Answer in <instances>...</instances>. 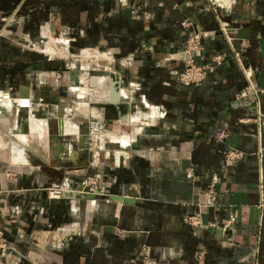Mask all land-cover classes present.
Masks as SVG:
<instances>
[{
    "label": "crops",
    "instance_id": "0c3cea01",
    "mask_svg": "<svg viewBox=\"0 0 264 264\" xmlns=\"http://www.w3.org/2000/svg\"><path fill=\"white\" fill-rule=\"evenodd\" d=\"M205 7V0H0V28L1 17L14 14L6 29L16 36L39 42L47 27L66 32L73 51H110L116 60L102 83L90 82L83 111L67 115L78 135L63 136L54 154L42 150L49 161L34 148L0 150V264H264V0H235L228 12ZM219 20L237 27L231 44ZM191 31L210 33L197 55L212 68L197 85L173 74ZM123 57L130 63L121 67ZM59 62L0 37V90L9 94L0 98V138L19 142L4 119L16 132L28 109L53 118L45 108L76 82ZM118 73L139 89L124 87L127 96L113 101ZM54 118L58 126L63 114ZM97 128L129 141L98 140ZM18 149L24 159L16 161ZM228 150L239 157L225 159ZM89 175L99 177L92 198L49 193L58 186L70 193Z\"/></svg>",
    "mask_w": 264,
    "mask_h": 264
},
{
    "label": "built area",
    "instance_id": "2783aa9c",
    "mask_svg": "<svg viewBox=\"0 0 264 264\" xmlns=\"http://www.w3.org/2000/svg\"><path fill=\"white\" fill-rule=\"evenodd\" d=\"M205 1H206L205 9H212L214 11H227V12L231 11L232 5L235 3V0H205ZM1 21L2 23H4V26L0 29V36L6 39H9V40L12 39L23 47L25 44H23L22 41L27 42L28 35L22 34L20 36H16L14 35V33H11V31L8 28L6 29V27L9 26L14 21V14L8 17L7 16L1 17ZM188 25H189L188 20H183L181 22V26L183 28L187 27ZM218 29L225 36L229 44H231L232 39H234V35L237 33V27H229L225 22L219 20ZM209 34L210 33L208 31H191L184 37V41L182 42V45L179 51L176 53L178 54V59L182 63V68H180L179 70L173 71V74L175 75L176 79L180 81L181 83L197 85L206 77L207 71L210 68H212L209 64H204V63L199 62L198 55H197L198 52H200L203 48L202 40L205 37H207ZM9 35L10 37H8ZM38 36H39L40 41L39 42L29 41L30 42L29 45L34 46L35 48L38 47L40 52H43V54H45L44 56H46V59L52 60L53 58L50 50L47 51V46L49 44H53L54 42L61 45L60 47L62 48V51H58V53H63L62 57L65 56L64 54L65 52H69L66 46L68 43V39H66V36H63V35L60 36L61 38L64 37L65 40L61 39L60 37L53 39L51 38L50 30L47 27H42L39 30ZM37 45H41L42 49L39 48V46ZM26 46H28V44ZM91 50L92 52H89L88 49H82L80 51L82 52L80 55H82L85 60H92L95 62L92 63L91 65L90 64H88L87 66L85 65L83 68H81L80 74L78 75V77H76L78 85H74V83H70L66 87L65 89L66 96L57 102V106H59L60 108L69 107L68 109H72V108L76 109L78 107L80 108L84 107L85 103L88 102V93L91 89L90 86L88 85L87 78L91 77L96 83H101L102 80L106 78L104 75L105 73L103 72L107 71L110 74V67L112 66L113 63L116 62L115 58L112 56V53L110 51L101 52L100 50L94 49V48ZM169 56L170 58H173V54H170ZM212 61H214L216 64H219L220 56L216 55L215 57L212 58ZM105 62L109 64L108 65L109 67L105 66L104 64ZM117 62L120 64L121 67L127 66L130 63V57H123L121 59H118ZM106 67L109 69H107ZM73 68L74 66L70 67L69 65L67 67V69L69 70ZM248 73H249L248 71L245 72L246 76ZM49 74H50V77L53 79V81L57 83L60 78V73L58 71H52ZM116 81H117L116 85L118 88V92L121 96H124V97L127 96L126 92H124V87H127L129 89V94L139 89V86L137 83L125 82V80L123 79L120 73H118V75L116 76ZM249 87L255 96L257 95V93H259V89L256 88L251 83H249ZM72 88L78 89L81 92L82 98L80 99L77 98L76 95L74 94L75 92L73 93ZM244 94L245 93L241 91L240 95H244ZM2 95H4L5 98L6 97L8 98L9 96L7 91L3 92L0 90V98H2ZM28 96L30 97L31 93H28ZM139 97L142 101L144 100V96L142 94H140ZM69 98L70 99L74 98V100L77 99L78 102L68 100ZM36 101L38 104H41L44 102L41 97H38ZM68 101L71 103V106H67ZM150 109H151V112L152 111L156 112L155 115L157 117L161 118L165 114L163 110H159L158 108L154 109L153 106H150ZM58 121H59L58 123L59 128H61L62 125L66 122L65 118L58 119ZM67 122H69V124H74V123H71L70 121H67ZM93 130L91 131V133L95 134V137H97L98 140L106 139L110 141L112 135L119 136V137L127 136L124 133L117 135L109 130H106L105 128H97L94 131ZM74 135H78V132H75ZM222 136L223 135H220L219 137H222ZM224 157L227 160L234 161L235 159L239 157V154L237 153V151L228 150L224 153ZM98 182H99V177L97 175H89L81 183H83L84 185H87L90 188V191H93L95 189L97 192H100L98 189V185H97ZM63 190H64V187L58 186L54 189H51L49 193L55 197H59V195L61 194V192H63ZM192 218L193 216L188 217V219L190 220H192ZM232 220H233V217H230L228 223H230ZM145 264H149V263L145 262Z\"/></svg>",
    "mask_w": 264,
    "mask_h": 264
},
{
    "label": "rangeland",
    "instance_id": "374dc122",
    "mask_svg": "<svg viewBox=\"0 0 264 264\" xmlns=\"http://www.w3.org/2000/svg\"><path fill=\"white\" fill-rule=\"evenodd\" d=\"M15 19V18H14ZM1 26V25H0ZM1 29V28H0ZM10 31H11V33H13V31L11 30V29H9ZM65 34H63V33H58V32H56V31H54V33H52L51 31H50V36H51V38H53V39H55V38H59L61 35H63V36H66V39H68V43H67V49H68V51L69 52H65L64 54H65V56L64 57H62V55H63V53H58V51H62V48L60 47L61 45L60 44H58V43H56V42H54L53 44H49L48 46H47V51L48 50H50V52L52 53V60H57V61H60L59 62V66H62V68H66L67 69V67H68V65L70 66V67H73L74 66V68L73 69H71L70 71H72L73 72V75H75V77H78V75L80 74V72H81V68H83L85 65L87 66L88 64H92V63H94L95 61H92V60H85L84 58H83V56L82 55H80L82 52H80L82 49H88V51L89 52H92V50L91 49H93V48H89V47H83V48H80V49H78V50H76V51H73L72 49H71V43H72V38L66 33V32H64ZM4 34H6V33H4ZM8 35V34H7ZM28 36H27V39H28V41L27 42H25V41H22V43L23 44H25L23 47L20 45V44H18V43H16L17 45H20V47H22L24 50H28V51H34V52H36V51H38L37 53H41V54H43V52H40V50L38 49V47L37 48H35L34 46H31V45H29V43L31 42V41H33V40H31V37L29 36V34H27ZM0 37H2V36H0ZM8 37H10V35L8 36ZM61 38V37H60ZM61 39H63V40H65V38L64 37H62ZM30 41V42H29ZM28 44V46H26ZM40 44H42V43H40ZM44 45V44H43ZM37 46H39V48H41L42 49V46L41 45H37ZM63 46V45H62ZM65 46V45H64ZM45 54H43V56H44ZM45 58H46V56H45ZM63 61V62H62ZM105 64V66H107V67H109L108 65V63L107 62H105L104 63ZM73 65V66H72ZM106 67V68H107ZM107 69H109V68H107ZM100 79H102V78H100ZM92 80H93V78H91V77H89V78H87V81H88V85L90 86V82H92ZM75 83H74V85H78L77 84V79H75ZM104 80H102V82H103ZM101 82V83H102ZM69 84H67L66 86H65V88L68 86ZM73 85V86H74ZM91 87V86H90ZM72 90H73V93L76 95V97L77 98H82V95H81V92L78 90V89H76V88H72ZM90 92V91H89ZM66 96V94H64V96L63 97H65ZM2 97H4V95H2ZM13 97V96H12ZM63 97H61L60 99H62ZM29 99H30V102H31V100L33 101V94L31 93V96L29 97ZM68 100H72V101H77L78 102V100L77 99H75L74 100V98L73 99H68ZM57 102L58 101H56L54 104H52V106L51 107H48V108H45L46 110H48V112L50 113V115H51V117H53V118H50L49 120L46 118V117H44V118H46L45 119V123L47 124H43L42 125V128H40L38 131L36 130V128L35 127H30V124L31 125H33V123L35 122H40V120L41 119H43V118H40V116L38 115V113L40 112V111H43V110H38V113H37V115H35L36 117H34L33 116V114H35V112L34 111H32V110H29L28 109V107H26L27 109H28V112H27V115L26 116H24V114H22L23 116H21L20 117V123H21V125H20V128H18L17 130H18V132L20 133V129H21V127H22V134H20L21 136H19V133H17V132H15L13 129H15V128H17V127H14L13 125H9V122L10 121H8L7 122V119L5 120L4 119V121H5V123L7 124L6 126H5V128H6V133H8V132H11L12 134H14V135H16L17 134V136L19 137V138H17L18 140H19V142L18 141H16V140H14V139H16V138H14V137H12V134L11 135H9V133H8V135L9 136H11L12 138H13V140H8V139H6V140H3L4 138L2 137V138H0V150H6V151H8L9 152V150L11 149V150H13V149H15V148H20L21 150H23L24 151V149H23V147L25 148V149H31V148H34V149H37L38 151H42V150H45V149H47V151H49V153L50 152H52V149H51V146H52V142L51 141H53V145L55 144H57L58 145V143H60L59 141H57L56 139H54V136L50 133V131L54 134L55 132H56V130H57V123L55 122L56 120H55V116L57 115V113L59 114V115H61L62 116V114H63V118H65V120L66 121H70L71 122V118H69L67 115L68 114H71L72 115V113L73 114H78V113H81L82 111H83V107H78V108H76V109H68L69 107H66V108H60L59 106H57ZM5 104V106H3L1 109H4V111H5V113H4V115L5 116H7L8 118H9V116H8V112H10V108H9V104H8V102H7V100H5V102H4ZM29 103V102H28ZM76 103V102H75ZM31 103H29L28 105H30ZM67 106H71V103L68 101V104H67ZM73 106V105H72ZM86 106V105H85ZM44 107V106H43ZM44 109V110H45ZM62 109V110H61ZM66 109V110H65ZM2 112V111H1ZM30 114V115H29ZM2 119H3V117H2ZM3 121V122H4ZM3 122H1V125H3L4 126V123ZM29 123V129H28V127L27 126H25V127H27V129L23 126V124L24 123ZM33 128H35V130L33 131L32 129ZM50 129V131H48L49 129ZM75 128H76V131H74V132H71V133H67V134H71L72 135V137H76L74 134H75V132H77L78 131V126H76L75 125ZM27 131H26V130ZM16 130V131H17ZM30 130H31V132H30ZM24 131V132H23ZM33 131V132H32ZM41 131V132H40ZM47 131V132H46ZM27 132V133H26ZM43 132V133H42ZM49 133H50V136H49ZM78 133H79V131H78ZM23 134H25L24 136H22ZM67 134H65V135H67ZM53 137H52V136ZM126 135V134H125ZM16 136V137H17ZM6 137V136H5ZM51 137H52V139H51ZM115 137H117L118 138V136H115V135H112L111 136V141H115L114 139H115ZM123 137H125V136H123ZM38 138V139H37ZM21 139V140H20ZM23 139H25V140H23ZM64 139V138H63ZM108 139V138H107ZM50 140V141H49ZM23 141V142H22ZM24 141H25V143H24ZM47 141H48V143H47ZM58 142V143H55V142ZM102 141H104V140H102ZM3 142V143H2ZM20 142L22 143V145L20 146ZM49 142H51V144L49 143ZM62 144H64V142H62ZM60 145L61 144H59V147H60ZM108 145V147L111 145V144H107ZM62 146V145H61ZM14 147V148H13ZM45 148V149H44ZM45 151H42L41 153V155H43L42 156V160L43 161H49V159H47L46 157H45V153H44ZM29 152L26 150V156L27 157H25V159H26V162L28 163V164H30V158H29V154H28ZM54 153H56V152H54L53 151V153H50V154H54ZM59 153H61V152H59ZM9 160V159H8ZM10 161V160H9ZM12 161V160H11ZM14 163V162H13ZM16 164L15 165H20L19 163H21V162H15Z\"/></svg>",
    "mask_w": 264,
    "mask_h": 264
},
{
    "label": "bare ground",
    "instance_id": "6f19581e",
    "mask_svg": "<svg viewBox=\"0 0 264 264\" xmlns=\"http://www.w3.org/2000/svg\"><path fill=\"white\" fill-rule=\"evenodd\" d=\"M100 80V79H99ZM2 99V98H1ZM20 99V98H19ZM5 102V101H4ZM28 104V103H27ZM62 110V109H61ZM66 110V109H65ZM24 116H26L27 115V112H24ZM30 115V114H29ZM46 121H45V119H41L40 120V122H34L33 123V125H31L30 124V127H35L36 128V130L38 131L40 128H42V125L45 123ZM46 124V123H45ZM48 124V123H47ZM46 124V125H47ZM23 126L25 127V126H29V123L27 122V123H24L23 124ZM77 126V125H76ZM27 127H25L26 129H27ZM35 128H33L34 130H35ZM25 129V130H26ZM28 129H29V127H28ZM32 129V128H31ZM32 129V130H33ZM49 129V128H48ZM22 130V127H21V129L19 130L20 131V133L18 132V130L16 131L17 133H19V136H21L20 134H22L21 131ZM33 130V131H34ZM27 131V130H26ZM32 131V132H33ZM48 131H50V129L48 130ZM58 131H60V135H59V132ZM74 131H76V128H75V124H69V123H67V122H65L63 125H62V127L61 128H59L58 126H57V130H56V132L53 134L51 131H50V133L54 136V139H56L57 141H59L60 143H58L57 141L55 142V143H58V145L59 144H61L62 146H63V144H62V142H63V136H65V134H67V133H71V132H74ZM24 132V131H23ZM30 132H31V130H30ZM41 132V131H40ZM47 132V131H46ZM78 132V131H77ZM27 133V132H26ZM43 133V132H42ZM25 134H23L22 136H24ZM51 135V136H52ZM16 136H17V134H16ZM52 136V137H53ZM52 137H51V139H52ZM58 139H57V138ZM119 137V136H118ZM17 138H19L18 136H17ZM21 140V139H20ZM23 140H25V139H23ZM115 140V139H114ZM50 141V140H49ZM126 141H129L127 138H125V137H119V138H117L116 140H115V142H126ZM23 142V141H22ZM52 142V145H53V141H51ZM51 142H49L50 144H51ZM3 143V142H2ZM24 143H25V141H24ZM47 143H48V141H47ZM57 145V144H56ZM60 145V146H61ZM65 147L66 146H64V149H65ZM14 148V147H13ZM15 151V150H14ZM68 151V150H67ZM55 152V151H54ZM70 152V151H69ZM50 153H53V151L52 152H50ZM74 154V153H73ZM71 156V155H70ZM73 156V155H72ZM14 159L16 160V161H19L20 159L21 160H23L24 158L22 157V155H21V150H16V153H15V156H14ZM72 160V159H71ZM25 162V161H24Z\"/></svg>",
    "mask_w": 264,
    "mask_h": 264
},
{
    "label": "water",
    "instance_id": "95a60500",
    "mask_svg": "<svg viewBox=\"0 0 264 264\" xmlns=\"http://www.w3.org/2000/svg\"><path fill=\"white\" fill-rule=\"evenodd\" d=\"M110 100H115L118 96L121 97V95L118 92V88L116 87V83H111L110 85ZM121 146H124V142H119ZM26 157V155H25ZM62 195L64 197H80L82 196H87L92 198L94 196V193L90 191V188L87 185H84L83 183H80L78 187L71 191L70 193H67L63 191ZM110 199L115 200V201H120L122 203H131L133 201V198L131 197H126V196H121V195H110Z\"/></svg>",
    "mask_w": 264,
    "mask_h": 264
}]
</instances>
